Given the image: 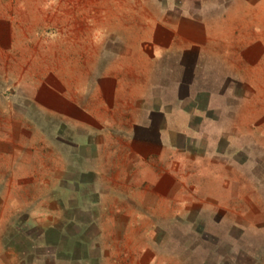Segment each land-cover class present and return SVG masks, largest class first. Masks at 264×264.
Masks as SVG:
<instances>
[{
  "label": "crops",
  "instance_id": "crops-1",
  "mask_svg": "<svg viewBox=\"0 0 264 264\" xmlns=\"http://www.w3.org/2000/svg\"><path fill=\"white\" fill-rule=\"evenodd\" d=\"M46 1L0 0V7L15 10L10 15L11 26L7 33L4 37L0 34L4 43L9 41L8 47L0 42V162L14 167L15 175L25 174L35 179L40 176L47 185L45 199H52L50 187L58 183L55 196L60 206L57 212L55 208L48 209L47 215L64 216L68 212L75 218L91 212L92 207L81 209L75 203L76 196L66 198L67 186L68 191L73 189L80 195L83 183H94V179L83 181V176L85 179L88 174L95 173L97 182H102L101 171L97 169L104 160L106 168L122 169L113 181L122 185V189L99 193L93 203L100 207L98 212L106 222L102 223L101 218H98L99 222L94 220L100 230L124 233L122 242L127 241L133 256L129 262L123 261L124 264H167L163 258L171 259L172 264H185L177 256L163 253L154 238L156 231H162L158 221L164 215L173 218L186 213L171 208L167 213L162 211L163 206L185 203L187 197L182 179L207 177L204 179L206 184L220 183L223 208L218 221L225 222L234 217L232 224L218 222L219 231H213L221 248L232 242L236 253L234 243L243 232L264 236V226L243 225L239 222L241 212L235 206L230 208L239 196L242 184L241 162L237 157L224 155L225 152L243 150V145L235 141V135L241 132L240 124L234 122L236 117L242 116V108L235 105L242 98L233 95L228 88L242 84L245 76H242L241 63L247 66L246 71L250 74L258 68L261 53L258 51L259 57L255 53L252 55L251 47L247 46L232 47L235 50L231 52L233 37L227 39L226 36L218 41L217 47H208L201 39L204 38L202 29L205 26L211 31L213 23L206 20L200 29L194 22V27L186 22L180 32L175 28V41L180 47L170 46L167 33H171L166 24L155 26V15L168 12L167 16L163 15L168 20L180 14V10L184 11V16L191 15L195 8L189 0L184 1V8L180 10L176 6L179 0L164 7H156L153 0H138L136 5L130 0H90L88 6H82L80 0L78 3L76 0ZM228 1L230 4L228 2L229 5L222 8L210 4V0L201 7L205 13L212 11L216 19H220L218 23L227 28L228 35L234 34L239 24L233 15L236 5L247 9L241 16L243 19H249L251 16L247 13L251 12L256 20L264 17V0ZM72 3L74 7L70 8ZM114 9L122 13L121 18H116L123 25L118 32L111 26L115 23ZM23 11L25 15L21 14ZM41 13L43 17L38 22ZM131 17L139 25L148 20L153 25L150 34L139 36L137 46L139 40L145 44L141 49L138 47V51L135 46L129 48L132 38L125 25ZM46 19L50 24L59 25L58 29L52 28L46 34L44 28L46 41L52 39L50 45L45 47L44 40H39L37 43L41 42L42 47H33L34 36L38 35L34 28ZM18 22L25 23L28 32L31 25V37L29 33L17 31ZM63 24L78 25L77 31L63 32L60 27ZM121 42L122 53L112 50V58L102 59V51H109L107 45L116 44L119 49ZM154 47H162L163 53L154 54ZM234 55L237 60L230 59L231 56L235 58ZM38 56H42L39 65L35 63ZM157 56L161 57L158 59ZM104 64L107 67L101 69ZM206 86L215 90L213 94L207 92L208 101L201 110H217L219 121H222L215 131L205 135L209 140L212 138L213 148L196 145L204 133L201 136L202 132L193 120L199 116L194 109L200 87L204 90ZM206 113L200 116L202 120L206 119ZM252 135L249 133L248 137ZM100 136L105 138L101 144L96 140ZM252 141L255 140H249ZM66 145L75 153L73 156H67ZM209 157L215 158L211 163L206 162L209 171L208 168L197 169L210 160ZM83 159L89 161L86 170H81ZM76 166L78 170L73 178H61L67 167ZM38 198L35 196L31 200L40 201L42 196L40 200ZM107 201L110 205L105 207ZM71 222L79 225L73 219ZM223 232L230 234L227 237L220 235ZM217 255L221 256L220 253ZM6 257L0 244V264H19L17 257Z\"/></svg>",
  "mask_w": 264,
  "mask_h": 264
},
{
  "label": "rangeland",
  "instance_id": "rangeland-1",
  "mask_svg": "<svg viewBox=\"0 0 264 264\" xmlns=\"http://www.w3.org/2000/svg\"><path fill=\"white\" fill-rule=\"evenodd\" d=\"M36 1L37 0H35V2ZM42 1L43 3H47L46 0ZM62 1L74 2L75 0ZM77 1L79 2V0H76L75 2L78 3ZM80 1L82 6H85L86 4V6H88V1L90 0ZM136 1L138 0H130L133 5L137 4ZM173 1L174 0H153L156 7H164L165 4H173ZM184 1L186 2L187 0H179L177 3L176 6L179 10L184 8ZM189 1L195 8L191 15L184 16L183 10H180L179 12L181 13H177L178 15L171 20L164 17L168 15V12L164 13V16L162 15V11L160 14L156 13L155 15V26H159L161 23L166 24L171 33H167L171 41L170 46H179V43L175 41V36L177 37L176 31L180 32L184 28L183 25H186V22H189L193 27L194 22L200 29L202 22L206 20L213 23L212 32L208 31L207 27L203 26L202 33H204V38L203 36L202 38L200 36V38L205 40L208 47H217L219 44L218 41L226 36L225 38L227 39L233 37L231 52H233L232 49H234L232 47L237 48L240 46L243 48L247 46L251 47L253 51L252 55L255 53L257 54V57H259L258 51L261 53L259 54L260 60L258 68L253 69L250 74V72L246 71L247 66L244 63H241L242 76H245L241 82L242 84H233L228 88L233 92V95L242 98V100H238L235 104L242 108V116L239 118L236 117L234 122L237 121V123L241 125H239L241 132L239 135H235V141L236 143L240 142L243 145L241 146L243 150H241V152H225L224 155L230 158L237 157L241 162L240 177L242 178V184L240 185L239 196L236 198V201L230 205V208L235 206L236 209L241 212L239 215V222L243 225L249 224L263 227L264 17L260 20H256L253 15L254 13L251 12V14L247 13V16H251L249 19H243L241 16L245 15L247 9H244V7H242L243 5H236L233 9V15L236 17V22L239 21V24L237 25L239 30L237 27L235 28L236 31L234 34L228 35V32H226L227 28H225L222 23H218L220 19L217 20L216 15L212 11L208 14L202 11L201 7L203 8V6H206L208 0ZM210 1V4L218 5L220 8L225 7L228 2L230 4V1L228 0ZM35 2L33 3V9ZM37 5H40V3H37ZM70 6V8H73L74 3L70 4ZM1 7L0 34L4 37L5 33H7V28H10V15L15 12V10ZM39 9L41 10V8ZM83 9L85 8L83 7ZM235 9H237L238 12H236ZM42 11H44V9H42ZM21 14L25 15V12L23 11ZM120 14H122L121 10L114 9L115 23L111 26L115 32L121 31V27L123 26L116 20L117 17H122ZM41 15L42 13L40 15L38 14V22L42 20L43 16ZM131 16H133V14H131ZM44 22L45 23L43 24L36 25V28H34L35 35H38L34 36L36 40L35 44H37V46L33 44V47H42L41 42L43 40L45 47L50 45L49 42L52 39L49 38V40L46 41L45 36L43 35V32H45L44 28H46V34L52 28L55 31L58 29L57 26L59 25L50 24L48 19ZM19 23L20 22H18L19 30L17 31L26 34L29 33V36L31 37V25H29L30 31L28 32V30H26L27 25L25 23L24 25ZM127 24L128 25H125V27H128L130 38H132V41L130 40L129 48L135 46V50L138 51V47L141 49L145 44L143 41L140 42L139 40L137 46L139 36L150 34L153 25L149 20L147 23L143 22V24L140 23L139 25L136 22L134 23L132 17ZM60 27L63 32L64 30L72 32V30L77 31L78 25L63 24L60 25ZM195 29L196 31L198 30V28ZM158 30L160 31V29ZM39 40H41V42L37 43ZM53 40H56V38H53ZM0 42L2 46L5 44H7L6 47L9 46V41L8 43H4L1 38ZM119 45H121L119 49L118 46L116 47V44L114 45L115 47L112 44L110 46L107 45L109 51H102V53L104 52L102 59H106L109 56V59L112 58V50L117 53L119 52V54L122 53V42ZM160 48L162 47H154V54L161 55L164 49H161L160 51ZM106 52H110L111 55H106ZM159 57L161 56H157L158 59ZM165 59H167V57ZM230 59L237 60L236 56L235 58L231 56ZM41 62L42 56H38L35 63L39 65ZM106 67V64H104L101 66V69ZM224 86L225 85L223 84L221 89H223ZM213 90L215 89H212L211 87L209 88L208 86H206V89L204 90L200 87V93L195 104L196 108L194 109V113L199 116L193 118V120H195L194 122L199 128L198 131L202 132L201 136L204 133V136L196 141V145L199 143V147L201 148L205 145L207 147L211 146L210 140L212 138L209 140L205 135L208 131H215L216 128H218V125L222 123V121H219V113L217 110H201V108L206 107L205 103L208 101L207 92L213 94ZM213 97L214 96H212V99ZM230 105H234V103H231ZM254 109L257 113L254 112ZM202 113H206L205 120H202L200 117ZM249 133H253V135L248 137ZM104 139L105 138L102 136L96 138L99 144H101ZM250 139L255 141L249 142ZM65 148L67 150V156H73L75 154L69 149L70 146L66 145ZM210 148L213 147L211 146ZM198 154H202V152H199ZM205 154L207 155V151ZM209 158L210 160H206L204 164L201 166L199 165L197 169L208 168L207 171H209L210 166H207L206 162L211 163V159L215 160V158ZM103 161L104 160L101 161V168L97 169L98 171H101L102 182H97L95 173H92L91 175L88 174L85 179L83 176V181L94 179V183L91 181L88 183L89 185H84L83 183V186H81L83 192L80 195L74 192L73 189L68 191L67 186L66 198L74 195L73 197L76 196L75 203L79 204L81 209L91 207L93 209L91 212L86 213L87 215L75 218L68 212L64 213V216H59L57 214L47 215L48 209L53 210L55 208L54 210L57 212V207L60 206L55 196L58 189V183H54L50 187L51 192L49 194L52 199H45L43 196L45 195L44 190L47 185L44 183L46 181H42L40 176L35 179L27 177L25 174L18 173L15 175L14 167H8L9 165L0 162V191L2 193L0 194V244L3 256L17 257L19 264H122L123 261L129 262L131 260L130 258H133V256L131 249L127 246V241L125 243L122 242V240H124V233L119 230L116 232L100 230V228H98L99 225L95 224L94 218L97 220L98 218H101L102 223L106 222L105 217L100 216V213L98 212L100 207H95L93 203L100 196L99 193H107L111 191L120 192L122 189V185L113 182L116 179V175L121 174L122 169H114L113 171L112 168H106V164H104ZM88 164L89 161L83 159L81 170L88 169V167H86ZM77 170V166L67 167L65 176L61 178L70 180V178H73L74 175H76ZM224 175H226V173ZM227 175L233 177L228 172ZM205 178L207 177H201L202 180L197 177H192V180H187L186 178L187 181L182 179V183L185 187V197H187L185 203H179V205L169 207L163 206V213L169 212V208L172 210L177 209L180 212L185 210L186 213L173 218L164 215L162 219L158 221V223L162 224V231H156V233H154V238L159 242L160 249L163 250V253L165 254H173L177 256L181 261L185 262V264H264L263 235H253L251 232H243L242 236L237 238L236 243H234V245H236V253L233 252L234 247L232 246V242L224 244V248H221L218 245L214 238V235L216 234H213V231L216 233L219 231L217 223L232 224L234 217H230V219L225 220V222H223V220L218 221L220 220V210L223 208L221 201L223 198L221 196L222 189L219 188L220 183H216L215 181L206 184L207 182L205 183L204 181ZM213 179L219 180V178ZM66 184L68 185V183ZM78 195L79 198L77 199ZM35 196L39 197L38 200H40L41 196L43 199L41 198L40 201L31 200L34 199ZM109 205L110 201H107L106 204L104 203L105 207H108ZM94 213L97 215L94 216ZM71 218L78 221L79 225L77 222H71ZM236 221L238 222V220ZM229 234L230 233L228 232L220 233V235L226 237L229 236ZM221 252H223V254ZM218 253L221 254L220 257H218ZM107 254L109 257L105 258ZM163 261L167 264H172L171 259L163 258Z\"/></svg>",
  "mask_w": 264,
  "mask_h": 264
}]
</instances>
